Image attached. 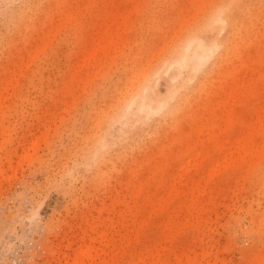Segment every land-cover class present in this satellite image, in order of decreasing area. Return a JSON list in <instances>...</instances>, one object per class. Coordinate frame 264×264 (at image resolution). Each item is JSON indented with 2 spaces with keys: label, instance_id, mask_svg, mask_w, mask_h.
<instances>
[{
  "label": "rangeland",
  "instance_id": "374dc122",
  "mask_svg": "<svg viewBox=\"0 0 264 264\" xmlns=\"http://www.w3.org/2000/svg\"><path fill=\"white\" fill-rule=\"evenodd\" d=\"M1 169L43 264H264V0H0Z\"/></svg>",
  "mask_w": 264,
  "mask_h": 264
},
{
  "label": "built area",
  "instance_id": "2783aa9c",
  "mask_svg": "<svg viewBox=\"0 0 264 264\" xmlns=\"http://www.w3.org/2000/svg\"><path fill=\"white\" fill-rule=\"evenodd\" d=\"M29 229L21 231L17 236L5 235L0 239V264H43V226L34 229V236Z\"/></svg>",
  "mask_w": 264,
  "mask_h": 264
},
{
  "label": "bare ground",
  "instance_id": "6f19581e",
  "mask_svg": "<svg viewBox=\"0 0 264 264\" xmlns=\"http://www.w3.org/2000/svg\"><path fill=\"white\" fill-rule=\"evenodd\" d=\"M218 10H220V9H218ZM223 12V11H222ZM216 13H218L217 11H216ZM215 13V14H216ZM221 13V12H220ZM219 13V15L221 16V14ZM212 17H217V15L215 16H212ZM213 19V18H212ZM212 22V21H211ZM214 22V21H213ZM212 22V23H213ZM215 23V22H214ZM214 25V24H213ZM221 27V26H220ZM194 42L196 41V43H197V37L194 39H192ZM191 41V40H190ZM193 41H192V44H194L193 43ZM191 43L189 44H187L188 46L190 45L191 47L193 46ZM186 45V49H184L186 52L188 51L187 49H188V46ZM189 46V47H190ZM196 47H197V49H196V52L194 53V56H193V58H192V60H189V59H187L188 60V62L189 63H191L192 61V65H193V70L195 69V68H197V67H195V66H197V65H199L202 61H203V59H204V56L203 57H201V55L202 54H200V55H198L199 53V51H204V48H203V45H201L200 43H197L196 44ZM185 51H184V56H183V58L181 59V60H184L185 59V57L187 56V54H188V52L186 53V55H185ZM201 53V52H200ZM204 54V53H203ZM189 56V55H188ZM180 60V61H181ZM186 61V60H185ZM183 61H181V63H182ZM186 63V62H185ZM190 64H188L187 66H189ZM189 68H191L192 69V66L190 65V67ZM199 69V68H198ZM192 70V71H193ZM197 71V70H196ZM140 90V89H139ZM142 90H144V89H141V91ZM140 95V94H139ZM141 96V95H140ZM134 99V98H133ZM132 99V97H131V101H130V99H129V101L128 102H132L133 103V100ZM127 104V103H126ZM140 104H141V102H140ZM137 105V104H136ZM128 106V105H127ZM130 106V105H129ZM128 106V107H129ZM142 106V108H143V104L141 105ZM125 107H126V105H125ZM145 107V106H144ZM142 108H140V109H142ZM125 110H127V108L125 109ZM124 110V111H125ZM2 131H4V130H2ZM3 133V132H2ZM245 147H246V144H245ZM247 152V151H246ZM246 154V153H245ZM23 158V157H22ZM26 158V157H25ZM227 159V158H226ZM22 160H24V158L23 159H20V162H25V161H22ZM25 160H28V159H25ZM22 164V163H21ZM20 163H18V165H21ZM4 174H5V172L1 169L0 170V180L1 179H4ZM90 246V245H89ZM69 247V246H68ZM91 247V246H90ZM90 247H86V250L85 251H83V250H81V251H79L78 253H76L75 255H74V258L72 259V261L71 262H69L68 264H85V262H89V261H91L92 262V260H94L95 258L93 257V256H96V255H93V253L91 254V252H93L94 251V247L91 249ZM74 251V250H73ZM96 251V250H95ZM76 252V251H75ZM74 254V253H73ZM93 255V256H92Z\"/></svg>",
  "mask_w": 264,
  "mask_h": 264
}]
</instances>
